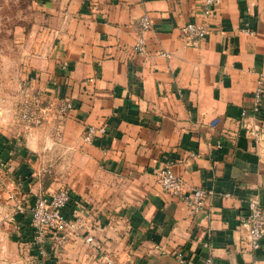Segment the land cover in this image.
I'll return each instance as SVG.
<instances>
[{"label":"crops","instance_id":"0c3cea01","mask_svg":"<svg viewBox=\"0 0 264 264\" xmlns=\"http://www.w3.org/2000/svg\"><path fill=\"white\" fill-rule=\"evenodd\" d=\"M37 2L45 37L31 77L73 107L60 129L53 115L24 138L0 126V264H264V239L250 248L245 225L251 199L264 207V142L248 126L264 129V0H221L210 13L205 0ZM189 21L206 37L189 44ZM89 124L107 132L87 142ZM169 161L187 192L207 191L199 211L162 187ZM62 185L73 195L64 213L82 227L58 250L48 235L42 256L30 206Z\"/></svg>","mask_w":264,"mask_h":264},{"label":"built area","instance_id":"2783aa9c","mask_svg":"<svg viewBox=\"0 0 264 264\" xmlns=\"http://www.w3.org/2000/svg\"><path fill=\"white\" fill-rule=\"evenodd\" d=\"M221 0H205V12H211V6L217 4ZM138 24L141 31H145L152 25L150 15L144 14L138 18ZM243 29L250 30V22L246 21ZM182 32L191 44L195 39H202L206 37L208 28L206 24L198 21H189L182 27ZM145 45V37L143 32L139 35V40L136 45L138 51H142ZM63 110L73 107V103L67 100L62 104ZM254 111L262 113L264 111V78L260 77L255 88V104ZM246 114V111H243ZM26 116V114H25ZM251 133L256 135L264 142V129L248 125ZM107 132L105 125L97 126L89 124L84 133V139L87 142H92L94 137L98 134ZM174 161H169L157 174L162 187L168 193L181 197L194 210L199 211L203 208L207 191L202 187H196L190 191L185 190V182L174 169ZM11 201L17 199L16 192L9 194ZM73 200V195L66 185H62L53 191L40 194L35 198L34 203L30 206L31 212V226L33 229L34 241L38 246L39 252L42 256L47 254L48 235L55 250L60 249L69 239L79 235V230L82 223L79 222L78 217H69L64 213V209ZM245 225L248 229L247 245L256 249L259 248L264 239V207L261 201L253 198L249 202V213L247 215ZM86 240L93 243L92 235H87ZM179 258L184 261L183 256L179 253Z\"/></svg>","mask_w":264,"mask_h":264},{"label":"rangeland","instance_id":"374dc122","mask_svg":"<svg viewBox=\"0 0 264 264\" xmlns=\"http://www.w3.org/2000/svg\"><path fill=\"white\" fill-rule=\"evenodd\" d=\"M46 15L37 0H0V126L24 138L50 122L61 128L62 105L31 77V49L45 37ZM26 114V116H25Z\"/></svg>","mask_w":264,"mask_h":264}]
</instances>
